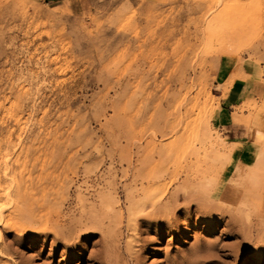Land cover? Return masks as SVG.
I'll list each match as a JSON object with an SVG mask.
<instances>
[{"label": "rangeland", "instance_id": "obj_1", "mask_svg": "<svg viewBox=\"0 0 264 264\" xmlns=\"http://www.w3.org/2000/svg\"><path fill=\"white\" fill-rule=\"evenodd\" d=\"M251 62L264 0H0V264H264L256 168L220 179Z\"/></svg>", "mask_w": 264, "mask_h": 264}, {"label": "crops", "instance_id": "obj_2", "mask_svg": "<svg viewBox=\"0 0 264 264\" xmlns=\"http://www.w3.org/2000/svg\"><path fill=\"white\" fill-rule=\"evenodd\" d=\"M165 1L150 0L154 4ZM251 64L256 67L258 76L255 78L247 75L242 64H235L226 73L218 75L215 85L216 88L223 86L237 68V72L243 75L234 79L223 93L217 90L221 119L219 132L227 148L233 145L230 161L220 176L223 183L235 168L251 166L256 168V177L264 184V64ZM256 132L260 135L257 136Z\"/></svg>", "mask_w": 264, "mask_h": 264}, {"label": "bare ground", "instance_id": "obj_3", "mask_svg": "<svg viewBox=\"0 0 264 264\" xmlns=\"http://www.w3.org/2000/svg\"><path fill=\"white\" fill-rule=\"evenodd\" d=\"M228 155H229V154H228ZM158 180H159V179H158ZM218 190H219V189H218ZM215 191H216V190H215ZM172 197H173V195H172ZM175 197H176V196H175ZM187 198H188V197H187ZM261 198H262V197H261ZM197 200H199V199H197ZM192 201H193V200H192ZM174 202H175V201H174ZM205 202H206V201H205ZM154 204H155V203H154ZM259 204H260V203H259ZM221 205H222V204H221ZM219 206H220V205H219ZM262 209H263V208H262ZM200 210H202V209H200ZM208 212H209V211H208ZM218 212H219V211H218ZM263 214H264V213H263ZM206 216H209V218H212L213 215H209V213H208V215H206ZM130 217H131V216H130ZM260 220H261V219H260ZM130 221H131V220H130ZM132 221H133V219H132ZM133 223H134V222H133ZM130 226H131V225H130ZM232 228H233V227H232ZM228 229H230V226H229ZM130 230H131V229H130ZM230 230H231V229H230ZM232 230H233V229H232ZM237 231H238V230H237ZM238 232H239V231H238ZM238 232H236V229H235V233L237 234ZM244 232H245V231H244ZM235 233H234V234H235ZM230 234H231V233H230ZM238 234H239V233H238ZM232 235H233V233H232ZM248 235H249V234H248ZM263 239H264V238H263ZM249 241H250V240H249ZM254 242H255V241H254ZM246 244H247V241H246ZM248 244H249V243H248ZM129 246H130V245H129ZM143 246H144V245H143ZM248 246H249V245H248ZM139 249H140V248H139ZM218 249H219V247H218ZM145 250H146V249H145ZM202 251H203V250H202ZM206 251H207V250H206ZM220 251H221V250H220ZM220 251H219V252H220ZM126 252H127V251H126ZM128 252H129V251H128ZM128 252H127V253H128ZM213 253H214V252H213ZM216 253H217V252H216ZM135 255H136V254H135ZM135 255H134V256H135ZM204 255H206V253H205ZM204 255H202L203 258H204ZM208 255H209V254H207L206 256H208ZM214 255H215V253H214ZM217 255H218V254H217ZM221 255H222V253H221ZM134 256H133L132 254H131V256H129V257H130V260L132 261V264H140V262L138 261L139 259L137 258V256H135V257H134ZM206 256H205V257H206ZM209 256H210V255H209ZM209 256H208V257H209ZM212 256H213V255H212ZM212 256L210 257V259H213V258H214V259H217V258H215L216 256H215V257H214V256L212 257ZM176 257H177V256H176ZM199 257H200V256H199ZM223 257H227V256H223ZM183 258H184V257H183ZM183 258H182V259L180 258V259L183 260ZM233 258H234V257H233ZM170 259H172V258H170ZM206 259H207V258H206ZM206 259H204V260H206ZM210 259H209V260H210ZM219 259H220V258H219ZM225 259H226V258H225ZM207 260H208V259H207ZM164 261H165V260H164ZM175 261H176V258H175ZM214 261H215V260H214ZM216 261H217V260H216ZM218 261H219V260H218ZM218 261H217V263H218ZM229 261H230V260H229ZM236 261H237V260H233L232 263H233V264H237L238 262H236ZM112 262H113V261H112ZM167 262H168V261H167ZM169 262H170V261H169ZM177 262H178V261H177ZM177 262H176L175 264H177ZM184 262H186V259H185ZM223 262H224V261H223ZM223 262H222V263H223ZM227 262H228V261H227ZM130 263H131V262H130ZM170 263H171V262H170ZM182 263H183V262H182ZM113 264H114V263H113ZM171 264H174V262L171 263ZM180 264H181V262H180Z\"/></svg>", "mask_w": 264, "mask_h": 264}]
</instances>
